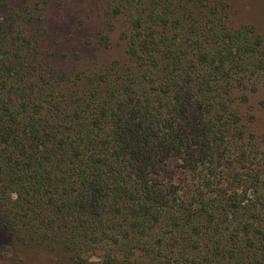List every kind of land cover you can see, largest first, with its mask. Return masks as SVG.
Listing matches in <instances>:
<instances>
[{"label": "trees", "instance_id": "trees-1", "mask_svg": "<svg viewBox=\"0 0 264 264\" xmlns=\"http://www.w3.org/2000/svg\"><path fill=\"white\" fill-rule=\"evenodd\" d=\"M108 1L129 62L71 88L32 13L0 16V235L75 264H264V149L234 95L264 35L223 2Z\"/></svg>", "mask_w": 264, "mask_h": 264}, {"label": "rangeland", "instance_id": "rangeland-1", "mask_svg": "<svg viewBox=\"0 0 264 264\" xmlns=\"http://www.w3.org/2000/svg\"><path fill=\"white\" fill-rule=\"evenodd\" d=\"M208 1L228 5L230 27L251 26L264 35V0ZM15 11L32 13L27 31L39 40L45 66L65 88H71L77 73L88 78L107 72L115 61L122 69L129 62L125 19L112 12L108 0H0V16ZM234 95L246 138L264 149V72L236 87ZM243 95H248L247 103H239ZM53 255L8 245L0 235V264H75L68 256Z\"/></svg>", "mask_w": 264, "mask_h": 264}]
</instances>
